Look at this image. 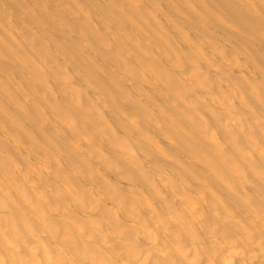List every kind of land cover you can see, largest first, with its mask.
Segmentation results:
<instances>
[{
    "label": "bare ground",
    "instance_id": "obj_1",
    "mask_svg": "<svg viewBox=\"0 0 264 264\" xmlns=\"http://www.w3.org/2000/svg\"><path fill=\"white\" fill-rule=\"evenodd\" d=\"M0 264H264V0H0Z\"/></svg>",
    "mask_w": 264,
    "mask_h": 264
}]
</instances>
